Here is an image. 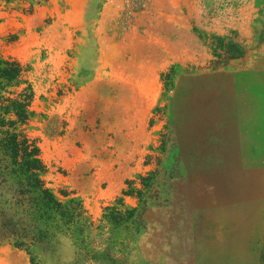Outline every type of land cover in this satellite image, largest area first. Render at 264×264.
<instances>
[{"label": "rangeland", "instance_id": "374dc122", "mask_svg": "<svg viewBox=\"0 0 264 264\" xmlns=\"http://www.w3.org/2000/svg\"><path fill=\"white\" fill-rule=\"evenodd\" d=\"M0 61L87 221L0 175V264H264V0H0Z\"/></svg>", "mask_w": 264, "mask_h": 264}, {"label": "trees", "instance_id": "16d2710c", "mask_svg": "<svg viewBox=\"0 0 264 264\" xmlns=\"http://www.w3.org/2000/svg\"><path fill=\"white\" fill-rule=\"evenodd\" d=\"M23 71L17 62L0 61V175L17 181L14 205L23 208L30 217L59 221L68 229L83 222L85 225L87 221L77 201L64 205L46 187L42 179L46 169L38 143L22 129L34 117L30 110L34 97L31 88L24 89L15 98L1 95L3 89L22 84Z\"/></svg>", "mask_w": 264, "mask_h": 264}]
</instances>
